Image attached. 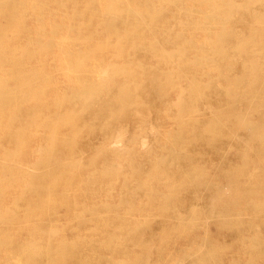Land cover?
Instances as JSON below:
<instances>
[{"label":"bare ground","instance_id":"bare-ground-1","mask_svg":"<svg viewBox=\"0 0 264 264\" xmlns=\"http://www.w3.org/2000/svg\"><path fill=\"white\" fill-rule=\"evenodd\" d=\"M212 99L223 114L195 120L199 131L239 141L256 112L246 135L264 146V0H0V264H69L74 245L41 219L57 191L56 213L67 208L82 166L63 160L88 125L101 117L118 139L129 124L147 136L183 125L186 110L210 112ZM25 165L45 173L28 181Z\"/></svg>","mask_w":264,"mask_h":264},{"label":"rangeland","instance_id":"rangeland-1","mask_svg":"<svg viewBox=\"0 0 264 264\" xmlns=\"http://www.w3.org/2000/svg\"><path fill=\"white\" fill-rule=\"evenodd\" d=\"M214 101L210 112L186 110L183 125L153 124L147 136L129 124L118 139L116 124L101 117L87 126L75 142L76 154L63 160L82 166L68 188L67 208L56 213L57 191L45 200L49 214L41 219L63 228L64 241L74 245L69 264H192L197 252L210 255L202 264H264L256 257L260 249L264 255V146L246 135L259 115L243 116L247 124L239 141L230 130L211 137L195 120L223 114ZM159 116L152 112L150 120ZM68 133V126L60 129ZM132 137L136 142H127ZM23 171L28 181L45 173L31 165ZM75 216L83 220L77 227Z\"/></svg>","mask_w":264,"mask_h":264}]
</instances>
